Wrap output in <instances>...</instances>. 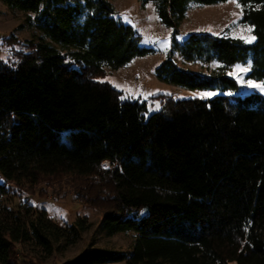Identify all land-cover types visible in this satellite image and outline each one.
I'll list each match as a JSON object with an SVG mask.
<instances>
[{"label": "trees", "instance_id": "1", "mask_svg": "<svg viewBox=\"0 0 264 264\" xmlns=\"http://www.w3.org/2000/svg\"><path fill=\"white\" fill-rule=\"evenodd\" d=\"M139 1L172 29L157 78L219 93L159 94L160 110L146 114L145 101L124 100L101 80L105 67L152 51L111 2L2 0L34 13L41 35L15 62L0 59V195L69 175L81 180L76 197L101 210L105 233H136L129 255L92 248L60 264H264V95L235 94L227 73L250 61L247 78L264 82V0H235L252 43L207 32L176 39L191 4L227 0ZM175 56L218 66L192 71ZM87 227H60L45 210L15 217L0 225V264H18L17 244L51 253L55 240L74 242ZM35 259L28 264L43 262Z\"/></svg>", "mask_w": 264, "mask_h": 264}, {"label": "rangeland", "instance_id": "2", "mask_svg": "<svg viewBox=\"0 0 264 264\" xmlns=\"http://www.w3.org/2000/svg\"><path fill=\"white\" fill-rule=\"evenodd\" d=\"M108 1L114 7L115 17L131 25L140 35L141 45L152 49L144 56L134 57L120 68H104L105 75L101 80L120 90L122 99L145 101L148 110L146 114H149L160 110L161 99L156 97L159 94L206 98L219 93L218 90H192L159 80L155 68L164 60L171 46L172 29L160 22L152 2L143 4L139 0ZM242 14L243 7L235 0L210 5L191 4L178 26L176 39L182 41L191 32H207L252 43V27L242 21ZM34 16V13L11 9L0 0V59L15 62L17 52L27 50L23 45L25 42L39 40L41 32L33 22ZM175 58L180 67L192 71L210 73L218 66L217 62H185L178 56ZM249 70L250 61H247L237 63L227 71L238 83L235 94L243 96L258 92L264 95V82L247 78ZM103 165L109 167L108 161H104ZM80 184L81 180L67 175L60 179L42 180L37 185L28 187V190L27 186L18 190L11 185L7 193L0 195V225L11 222L15 217L27 219L30 213L41 210H45L48 217L60 227H68L78 219H85L88 225L74 242L65 238L55 240L51 253L32 241L17 244L18 264H28L30 256L36 262L35 258L41 259V264H60L92 248L124 251L129 255L136 233H105L100 227L101 210L76 197V188ZM103 264H126V260Z\"/></svg>", "mask_w": 264, "mask_h": 264}, {"label": "snow or ice", "instance_id": "3", "mask_svg": "<svg viewBox=\"0 0 264 264\" xmlns=\"http://www.w3.org/2000/svg\"><path fill=\"white\" fill-rule=\"evenodd\" d=\"M250 31V30H249ZM251 39H255V37H252ZM251 42V40H249ZM242 71H247V69H241Z\"/></svg>", "mask_w": 264, "mask_h": 264}]
</instances>
